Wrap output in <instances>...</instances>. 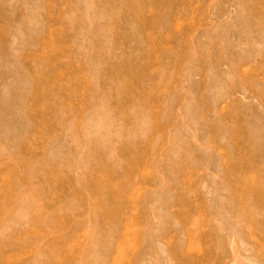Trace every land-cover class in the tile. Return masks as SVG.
Masks as SVG:
<instances>
[{"label": "rangeland", "instance_id": "rangeland-1", "mask_svg": "<svg viewBox=\"0 0 264 264\" xmlns=\"http://www.w3.org/2000/svg\"><path fill=\"white\" fill-rule=\"evenodd\" d=\"M0 264H264V0H0Z\"/></svg>", "mask_w": 264, "mask_h": 264}]
</instances>
